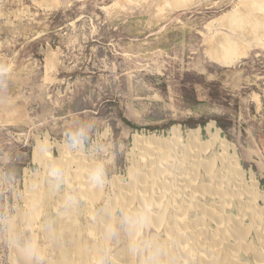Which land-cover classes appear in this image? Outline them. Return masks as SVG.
Segmentation results:
<instances>
[{
  "label": "rangeland",
  "instance_id": "obj_1",
  "mask_svg": "<svg viewBox=\"0 0 264 264\" xmlns=\"http://www.w3.org/2000/svg\"><path fill=\"white\" fill-rule=\"evenodd\" d=\"M187 1L179 9L172 0H0V264H22L8 242L10 222L39 241L44 264H262L264 41L229 20L254 0ZM226 37L241 43L242 55L230 65L221 62ZM175 127L183 149L191 147L189 132L213 149L192 151L193 160L181 163L174 157L184 160L182 148H138L161 136L170 144ZM65 149L68 159L85 162L84 177L93 170L96 203L82 196L77 165L66 171ZM199 154L210 164L220 159L213 175L200 171L211 195L203 189L194 199L193 186L177 196L187 177L166 197L154 187L174 181L164 167L187 169L190 177ZM231 157L244 180L227 169ZM136 166L145 177L159 172L147 182L153 198L178 199L164 223L177 231L191 224L196 234L151 226L133 246L127 211H143L131 200L124 208L123 199L141 195L130 185ZM167 207L150 210L162 218ZM189 238L200 239L197 253Z\"/></svg>",
  "mask_w": 264,
  "mask_h": 264
},
{
  "label": "bare ground",
  "instance_id": "obj_2",
  "mask_svg": "<svg viewBox=\"0 0 264 264\" xmlns=\"http://www.w3.org/2000/svg\"><path fill=\"white\" fill-rule=\"evenodd\" d=\"M173 1V3L174 4H176V6H178L179 7V9L183 6V5H181V4H183L184 2H186L187 0H172ZM191 1V0H190ZM193 1V0H192ZM192 1H191V3H192ZM248 1V0H247ZM246 1V2H247ZM188 2V1H187ZM245 2V1H244ZM190 3V4H191ZM252 5H250L249 4V6H248V10H247V13L245 14V15H239V14H233L230 18H229V20L231 21V23H237L238 24V27H243V29H240L241 30V32H243V33H245L244 31V27H250L251 28V31H252V34L251 35H253L254 36V38L255 39H262L263 41H264V0H254V1H252ZM181 5V6H180ZM185 6H186V4H185ZM174 7V6H173ZM175 10V9H174ZM239 13V12H238ZM223 20V19H222ZM225 21H226V19H225ZM225 23V22H224ZM237 24H235V25H237ZM227 25V24H226ZM230 26V25H229ZM232 29H234V28H232ZM244 30V31H243ZM251 33V32H250ZM217 34V33H216ZM224 34V33H223ZM225 36H227V35H225ZM219 39V38H218ZM221 40H222V38H221ZM217 41V40H216ZM261 42V41H260ZM211 43V42H210ZM215 43V42H214ZM239 43V42H238ZM248 43V42H247ZM218 44V43H217ZM241 43H239V45H240ZM238 44H237V42H236V40H234V39H232V38H230V37H226L225 38V40L223 41V44H222V46H221V53L223 54V59L221 60V62L223 63V64H225V65H230V64H232V63H235L236 61H237V59L242 55V53L240 52V46H239ZM245 45V44H244ZM210 46H211V44H210ZM239 47V48H238ZM212 51V53L211 54H213L214 53V46H213V50H211ZM242 51V50H241ZM218 52V51H217ZM218 53H220V52H218ZM214 56H215V54H214ZM220 57V56H219ZM218 57V58H219ZM216 58V57H215ZM221 58V57H220ZM220 61V60H219ZM212 127V126H211ZM209 128V129H212V128ZM181 129L182 128H180V127H175V128H173L172 129V135H174L173 137H172V139H173V141H171V143L170 144H168V143H166V140H165V137L164 136H161L160 138H157V139H154V140H152V141H150V142H148V143H146V144H143V145H140V146H138V148L140 147L141 148V150H142V148H144L145 149V145H148V147L150 148V146H152V147H154V148H156V149H158V150H162L163 151V149L164 150H168V148H169V146H171V150H174L175 152L177 151V150H179V149H181L182 148V150H183V152H184V155H185V157H184V160H182V159H180V157H178V156H176L175 155V159L177 160V161H180L181 163H184L185 161H187L188 159H191V160H193L192 159V155H191V153H192V151H198V152H200L201 154H202V156L203 155H207V153L209 152V151H211V149H213V146H212V144H213V142L212 143H203V141H200V138H201V136H200V138L198 137V136H196V134H193L192 132L190 133H188V138H187V140L190 142V144H191V147H190V149H189V151L187 150V149H183V147L181 146V142L184 140L183 138H182V132H181ZM201 130V129H200ZM210 134H212L211 132H210ZM219 134H220V130H217V132H216V134L215 135H213V137L214 138H218L219 137ZM196 137V138H195ZM213 138V139H214ZM220 138H221V135H220ZM203 139V138H202ZM149 140V139H148ZM197 140V141H196ZM137 142V141H136ZM135 142V143H136ZM218 142V141H217ZM204 144V145H203ZM39 145V144H38ZM135 145H137V144H135ZM226 145V144H225ZM53 146V145H52ZM227 146V145H226ZM226 146L224 147L225 148V150H226V152H228V149L226 148ZM215 147V146H214ZM84 148V147H83ZM136 148V147H135ZM231 148V147H230ZM147 150H148V148H146ZM44 150H45V148H44ZM43 150V151H44ZM69 149H65L63 152H62V161L64 162V164H65V168H66V171H69L72 167H71V165L72 164H76L77 165V173H76V179L77 180H80V190H81V194H82V196L84 197V198H86L89 202H92V203H96V201L97 200H99L98 198H100V196H101V194H100V192L98 191V190H95L93 187H94V185L96 184V181H95V179L93 178V176H91V174H92V172H93V170L91 171V174H90V176L88 175V177H84V175H83V173H84V171L85 172H87L85 169H84V167H85V162L84 161H73V160H71V159H68V153L67 152H69L68 151ZM83 150V149H82ZM75 151V150H74ZM78 151H80V150H78ZM146 151V150H145ZM143 152V151H142ZM150 151H148V153H149ZM189 152H190V154H189ZM144 153V152H143ZM151 153V152H150ZM224 153V152H223ZM71 154V153H70ZM167 154V153H166ZM173 154H174V152H173ZM47 155V154H46ZM144 155H146V154H144ZM149 155V154H148ZM180 155V154H179ZM197 155V154H196ZM228 155V154H227ZM153 156H156V155H153ZM181 156V155H180ZM202 156H200V154H199V156H198V159H197V161H196V164H195V169H196V171H194L196 174H195V176L192 174V173H194V172H190V177H189V175L187 176V173L189 172L187 169H186V171L185 172H182V171H180V170H178L177 168H175V167H168V168H166V167H164V169H168V172H169V174H171V177H173V179H174V181L173 180H170V179H168V180H166V182H167V184H162L161 182H159L158 180L154 183V187H158L161 191H162V194L163 195H165V197L169 194H172V192L174 193V192H177L178 191V189L177 188H181V186H183L182 187V189H183V191H180L178 194H177V196H180V195H182V194H184V193H186V190L188 189V188H190V187H193L194 186V192H193V195H195L194 196V199L197 197V194L198 195H200L199 193H201V191L204 189V192H205V194L206 195H211L212 194V192H210L211 190H210V188L209 187H207L206 188V186L204 185V183L201 181V179H200V171H202V170H205L206 171V173H209L210 175H213V172L215 171V168H216V164L218 163V161L220 160H216L215 162H213V163H207L206 161H204V158L202 157ZM145 157V156H144ZM149 157V156H148ZM182 157V156H181ZM195 157V156H194ZM46 157L44 156V153L42 152V151H40V152H38V151H36L35 152V155H34V159L35 160H38V161H40V162H42V163H44L45 164V161L46 160H44ZM74 158V157H73ZM155 158V157H154ZM164 158V157H163ZM153 160V159H152ZM160 160V157H159V159H158V161ZM164 160V159H163ZM226 160V159H225ZM149 161V160H148ZM156 161V160H155ZM162 161V160H161ZM87 162H88V160H87ZM190 163V162H189ZM223 163V162H222ZM48 164V163H47ZM56 164V163H55ZM90 164V163H89ZM162 164V163H161ZM157 165H158V163H157ZM222 165H224V164H222ZM226 165V164H225ZM160 167V166H159ZM162 167V166H161ZM75 168V167H74ZM94 168V167H93ZM150 168L152 169L153 168V166H151L150 165ZM224 168V167H223ZM95 169V168H94ZM150 169V170H151ZM225 169V168H224ZM227 169H229L230 171H233L236 175H239L243 180H244V176L242 175L243 173H241V171H240V169H239V167H238V162L235 160V158L234 157H231V162L230 163H228V167H227ZM98 170V169H97ZM102 170V169H101ZM158 170V169H157ZM220 170V169H219ZM147 171V170H146ZM184 171V170H183ZM58 172V171H57ZM70 172V171H69ZM90 173V172H89ZM229 173V172H228ZM157 174H159V172H155V171H153V172H151V174H149V175H147V177H145V176H142L141 175V173H139V167L138 166H136L134 169H131L130 171H129V176H130V178L132 179L131 181V187H136V186H139V187H141L142 189L140 190V193H141V195L143 196H141V195H131V192H129V193H125L126 194V196H125V199H123V201L125 202L124 203V208H126L125 206L127 205L126 203L127 202H130V200H131V202H135V201H137L139 204H140V206L142 207V211H143V213L140 215V216H134L133 214H131V213H129V211H127V219L129 220V221H133L134 223L132 224V226H131V224H129V227H130V234H131V237H132V242H133V246H134V244H135V242H136V238L139 236V235H142L143 234V229H150V227L151 226H153V227H155L156 229H159V231H160V229H162V227H166V229L167 230H170V235L171 234H174V233H178V231L179 232H183V234L181 235V236H184V237H187L188 236V233H189V231H191L192 230V226L193 225H189L188 223V225L187 224H185L184 226H185V229L183 230V229H181V231L178 229V231L176 230V228L175 229H171L170 227V225L169 224H167L166 225V223H164V217L166 216V214L168 213V211H169V205H171V204H174V203H176L177 201H178V199H172L173 197L171 196V197H169V198H167V199H164V200H157V198H153V196H151V194H152V189H150V188H147V182H149L148 180H152V178H154V177H152V176H155V175H157ZM97 175V174H96ZM144 175V174H143ZM208 175V174H207ZM157 177V176H156ZM159 177V176H158ZM157 177V178H158ZM166 177V176H165ZM184 177H187L188 179L190 178V184H188V183H186V184H181V186L179 185L178 186V184L182 181V182H185V181H183V179H185ZM202 177V176H201ZM236 177H238V176H236ZM75 178V177H74ZM252 178V177H251ZM159 179H160V177H159ZM193 179V180H192ZM43 180V179H42ZM222 180V179H221ZM230 180H232V179H230ZM255 180V179H254ZM209 181V180H208ZM236 181V180H235ZM118 179H116V178H114V180H113V185L114 186H116L117 187V185H118ZM152 182V181H151ZM198 182H200L201 183V186H197V184H198ZM109 183V182H108ZM212 183H214V181L212 182ZM227 183H229V181L227 180ZM232 183V182H231ZM209 184V183H208ZM218 184V183H217ZM226 184V183H225ZM258 184V183H257ZM219 185V184H218ZM223 185V184H222ZM222 185H220V187H222ZM259 185V184H258ZM44 186V185H43ZM186 186V187H185ZM188 186V187H187ZM237 186V185H236ZM256 186V185H255ZM130 187V188H131ZM177 187V188H176ZM240 187H241V185H240ZM243 187V186H242ZM33 188V187H32ZM36 188V187H35ZM129 188V187H128ZM222 188H224V187H222ZM228 188V187H227ZM220 189V188H219ZM240 189V188H239ZM132 190V189H131ZM156 190V189H155ZM210 190V191H209ZM221 190V189H220ZM243 190V189H242ZM249 190V189H248ZM217 191V190H216ZM229 191V190H228ZM37 192H39V194H41V196H42V194L43 193H40V191H37ZM36 192V193H37ZM237 192V191H236ZM245 192L248 194V192L246 191V188H245ZM244 192V193H245ZM35 193V194H36ZM219 193H220V191H219ZM253 193H254V191H253ZM39 194H37V196H40ZM122 194V193H121ZM255 194H256V192H255ZM156 195V194H155ZM168 195V196H169ZM205 195V196H206ZM249 195V194H248ZM257 195V194H256ZM31 196H33V197H35L34 195H31ZM233 196V195H232ZM251 197V200H252V203H253V201L256 199V197H255V195H253L252 193H251V195H250ZM123 197H124V195H123ZM129 197H130V199H129ZM155 197V196H154ZM164 197V198H165ZM175 197H176V195H175ZM182 197H183V195H182ZM181 197V198H182ZM36 198H38V197H36ZM36 198H35V200H36ZM180 199V198H179ZM234 199H236V198H234ZM33 200V201H32ZM29 203L31 204V205H35L36 203H38V202H35L34 203V199H32ZM128 200V201H127ZM169 200V201H168ZM221 200V199H220ZM225 202V201H224ZM156 205V206H162V205H167L168 207L167 208H165V214H164V216H163V218L162 219H160V218H157L155 215H153L152 213H151V210H150V208L152 207V205ZM39 205V204H38ZM177 205V204H176ZM205 205V204H204ZM203 205V206H204ZM129 206V205H128ZM178 206V205H177ZM203 206H200L199 205V207H198V209L200 210V211H203L204 212V215L206 214V213H208V209L207 208H205V206L203 207ZM38 207V206H37ZM131 207V206H130ZM238 207V206H237ZM32 209H34V207H31ZM152 209V208H151ZM39 210H41V209H39ZM126 210V209H125ZM174 210V209H173ZM223 210V209H222ZM36 211V213H38V211H37V209L36 210H34V212ZM195 211V210H194ZM219 212V211H218ZM264 213V212H263ZM186 214H188V213H186ZM198 214V213H197ZM176 215V214H175ZM184 215V214H183ZM208 215V214H207ZM244 215V214H243ZM182 217V216H181ZM181 217H179V219L180 220H183V219H185V221H186V219L188 218V217H184V218H181ZM206 218V217H205ZM224 218V217H223ZM113 219V218H112ZM115 219V218H114ZM206 221V220H205ZM219 221V220H218ZM116 222V221H115ZM189 222V221H188ZM194 222V221H193ZM220 222V221H219ZM165 224V225H164ZM200 224H202V223H200ZM220 224V223H219ZM206 226H207V224H206ZM217 226H218V224H217ZM192 227V228H191ZM197 227V226H196ZM116 229V228H115ZM192 232H193V230H192ZM209 232H210V230H209ZM194 234H196V232H193ZM210 233H212V232H210ZM179 234V233H178ZM193 234V235H194ZM213 235L214 234H216V233H212ZM96 235V234H95ZM180 235H176V238L179 240V244L181 245L182 243H183V241L181 240V238L179 237ZM172 236H174V235H172ZM175 237V236H174ZM193 237V236H192ZM260 237V236H259ZM258 237V238H259ZM95 238V237H94ZM173 238V237H172ZM209 238H211V239H209L208 240V242L209 241H213L212 239H213V237H209ZM190 239V238H189ZM193 239V238H192ZM192 239H190V241H192V242H194V244L193 245H195L196 243V245H195V247H193L192 246V249L191 250H193V252L194 251H196V250H198V247H199V250H200V246H199V242H198V240H200V239H196V240H192ZM195 239V238H194ZM178 243V242H177ZM108 244H109V242H108ZM212 244V243H211ZM210 244V245H211ZM243 246V245H242ZM188 247H190L189 245H188ZM213 247H215V246H213ZM213 247H211V246H209V248L213 251L214 250V248ZM231 247V246H230ZM137 248V247H136ZM234 248V247H233ZM243 248H244V246H243ZM180 249V248H179ZM182 249H184V247L182 246ZM198 250V251H199ZM92 251V250H91ZM198 251H196V253L198 252ZM202 251H200V253H201ZM204 252V251H203ZM76 253V252H75ZM255 253V252H254ZM182 254H183V252H182ZM218 254V253H217ZM256 254V253H255ZM205 255V254H204ZM257 255V258H258V254H256ZM260 256V255H259ZM264 256V255H263ZM214 257V256H213ZM192 258V257H191ZM96 259V258H95ZM187 259H189V258H187ZM214 259H217V258H214ZM264 259V258H263ZM100 260V259H99ZM209 261L211 260V259H208ZM258 261L260 262V263H264V261H262V260H259L258 259ZM216 262V261H215ZM229 262V261H228ZM236 262V261H235ZM216 263H218V262H216ZM225 263V262H224ZM239 263V262H238Z\"/></svg>",
  "mask_w": 264,
  "mask_h": 264
},
{
  "label": "clouds",
  "instance_id": "obj_3",
  "mask_svg": "<svg viewBox=\"0 0 264 264\" xmlns=\"http://www.w3.org/2000/svg\"><path fill=\"white\" fill-rule=\"evenodd\" d=\"M9 245L18 254L22 264H44L45 250L35 238H27L23 233L17 231L14 223L6 226ZM109 235H115L114 229L108 230Z\"/></svg>",
  "mask_w": 264,
  "mask_h": 264
},
{
  "label": "crops",
  "instance_id": "obj_4",
  "mask_svg": "<svg viewBox=\"0 0 264 264\" xmlns=\"http://www.w3.org/2000/svg\"><path fill=\"white\" fill-rule=\"evenodd\" d=\"M164 216V215H163ZM163 216H162V218H163ZM162 218H160V219H162ZM255 254V253H254Z\"/></svg>",
  "mask_w": 264,
  "mask_h": 264
}]
</instances>
